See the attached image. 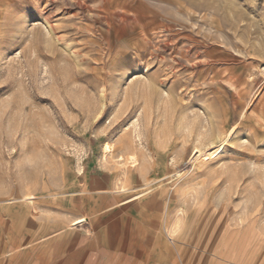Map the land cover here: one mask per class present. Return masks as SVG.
<instances>
[{"label":"rangeland","instance_id":"rangeland-1","mask_svg":"<svg viewBox=\"0 0 264 264\" xmlns=\"http://www.w3.org/2000/svg\"><path fill=\"white\" fill-rule=\"evenodd\" d=\"M48 1L0 0V205L264 264V0Z\"/></svg>","mask_w":264,"mask_h":264},{"label":"crops","instance_id":"crops-1","mask_svg":"<svg viewBox=\"0 0 264 264\" xmlns=\"http://www.w3.org/2000/svg\"><path fill=\"white\" fill-rule=\"evenodd\" d=\"M94 233L90 237L58 228L19 206L0 205V264H147L136 257V251L135 258H122L114 229L101 226ZM172 261L161 255L156 264H184L183 258Z\"/></svg>","mask_w":264,"mask_h":264},{"label":"bare ground","instance_id":"bare-ground-1","mask_svg":"<svg viewBox=\"0 0 264 264\" xmlns=\"http://www.w3.org/2000/svg\"><path fill=\"white\" fill-rule=\"evenodd\" d=\"M48 2H50L49 4V6H48V8H45V9H40L41 8V6L40 5H38V7L37 8H39L40 10H39V13H40V15H42V17L45 19V20H49V15H48V9L50 8L51 10H52V8H53V6H54V1L53 0H50V1H48ZM47 4V3H46ZM47 6V5H46ZM47 11V12H46ZM145 71H147V70H145ZM209 117V116H208ZM206 122L204 121V122H202V130L203 129H205L206 128ZM204 132V131H203ZM205 134V133H204ZM204 134H202V135H204ZM206 136V135H205ZM204 140V139H203ZM106 146V145H105ZM222 148H224L223 146L218 150V152H216V154H217V156L220 154V152H222ZM105 151H106V153H112V151H113V148L111 147V146H106V148H105ZM200 152V151H199ZM198 152V153H199ZM85 222V220H84V218L83 219H80V220H77V221H75L74 222V224H73V226H79V225H81L82 223H84Z\"/></svg>","mask_w":264,"mask_h":264}]
</instances>
